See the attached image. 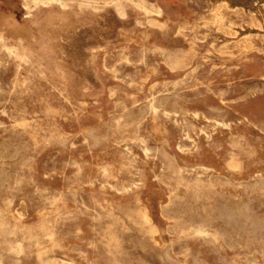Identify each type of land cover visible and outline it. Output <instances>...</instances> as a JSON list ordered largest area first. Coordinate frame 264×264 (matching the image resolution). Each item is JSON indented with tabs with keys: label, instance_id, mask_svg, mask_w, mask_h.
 Here are the masks:
<instances>
[{
	"label": "rangeland",
	"instance_id": "obj_1",
	"mask_svg": "<svg viewBox=\"0 0 264 264\" xmlns=\"http://www.w3.org/2000/svg\"><path fill=\"white\" fill-rule=\"evenodd\" d=\"M0 264H264V0H0Z\"/></svg>",
	"mask_w": 264,
	"mask_h": 264
},
{
	"label": "bare ground",
	"instance_id": "obj_2",
	"mask_svg": "<svg viewBox=\"0 0 264 264\" xmlns=\"http://www.w3.org/2000/svg\"><path fill=\"white\" fill-rule=\"evenodd\" d=\"M35 1V0H34ZM41 2V1H40ZM83 5V4H82ZM14 24V23H13ZM8 49V48H7ZM180 63V62H179ZM192 145V144H191ZM145 148V147H144ZM205 169V168H204ZM209 172V171H208ZM111 216V215H110ZM146 220H147V222L148 223H150V219L148 218V217H146ZM152 226V225H151ZM47 238H49V237H47ZM53 238V237H52ZM45 239V238H44ZM16 246V245H15Z\"/></svg>",
	"mask_w": 264,
	"mask_h": 264
}]
</instances>
